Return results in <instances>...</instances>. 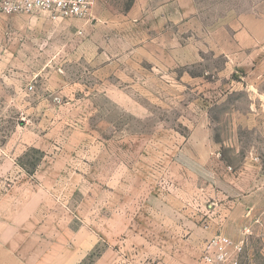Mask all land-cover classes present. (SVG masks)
<instances>
[{
  "label": "rangeland",
  "instance_id": "374dc122",
  "mask_svg": "<svg viewBox=\"0 0 264 264\" xmlns=\"http://www.w3.org/2000/svg\"><path fill=\"white\" fill-rule=\"evenodd\" d=\"M138 6L0 13V264H264L256 234L213 259L191 188L264 177V0Z\"/></svg>",
  "mask_w": 264,
  "mask_h": 264
},
{
  "label": "crops",
  "instance_id": "0c3cea01",
  "mask_svg": "<svg viewBox=\"0 0 264 264\" xmlns=\"http://www.w3.org/2000/svg\"><path fill=\"white\" fill-rule=\"evenodd\" d=\"M106 2L107 0H95L89 11L90 16L101 18L102 11L98 8H102ZM134 2L139 4L138 11H147L150 10L152 2L156 0H134ZM169 2L170 0H160V3L164 5ZM159 17L164 18L165 16L160 14ZM234 176V182L232 181L229 190H222L212 184L206 185V182L198 177L195 183L191 184V188L196 191L197 198L206 186L212 190L213 198L214 195L217 196L208 206L210 209L208 212L211 214L206 231L210 238L217 235L226 237L232 244V253L235 249L241 248L240 251L247 249V235L264 236V177L259 175L255 177L251 172L245 171L237 172ZM180 186L184 187L183 182ZM24 223V226H27L26 221ZM22 229V217L18 220L11 215L0 216V257L6 254L4 253L5 246L8 242H12V237L23 234Z\"/></svg>",
  "mask_w": 264,
  "mask_h": 264
},
{
  "label": "built area",
  "instance_id": "2783aa9c",
  "mask_svg": "<svg viewBox=\"0 0 264 264\" xmlns=\"http://www.w3.org/2000/svg\"><path fill=\"white\" fill-rule=\"evenodd\" d=\"M95 0H0V13H39L45 12L59 15L63 18L85 19ZM208 247L214 250L215 261L226 257V249L230 241L225 237L216 236L212 238ZM207 262L212 258L207 257Z\"/></svg>",
  "mask_w": 264,
  "mask_h": 264
},
{
  "label": "trees",
  "instance_id": "16d2710c",
  "mask_svg": "<svg viewBox=\"0 0 264 264\" xmlns=\"http://www.w3.org/2000/svg\"><path fill=\"white\" fill-rule=\"evenodd\" d=\"M37 152V151H36ZM41 155V154H40ZM36 162H33L32 164H30V167H31V169H34V167L36 166Z\"/></svg>",
  "mask_w": 264,
  "mask_h": 264
}]
</instances>
